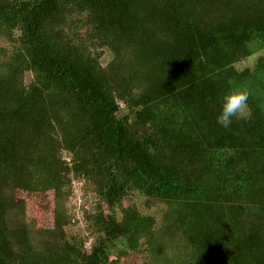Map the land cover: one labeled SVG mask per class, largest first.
I'll use <instances>...</instances> for the list:
<instances>
[{"label":"trees","instance_id":"obj_1","mask_svg":"<svg viewBox=\"0 0 264 264\" xmlns=\"http://www.w3.org/2000/svg\"><path fill=\"white\" fill-rule=\"evenodd\" d=\"M262 49L264 0H0V264H264ZM74 180L111 212L88 250ZM10 191H52L53 228L6 224Z\"/></svg>","mask_w":264,"mask_h":264},{"label":"rangeland","instance_id":"obj_2","mask_svg":"<svg viewBox=\"0 0 264 264\" xmlns=\"http://www.w3.org/2000/svg\"><path fill=\"white\" fill-rule=\"evenodd\" d=\"M264 55V49L254 54L251 60H245L238 64V68L252 67L255 59ZM109 55L105 54L102 60L103 65L109 60ZM246 114V110L240 115ZM74 195L68 205L71 220L69 225L65 228L66 234L69 238L76 237L83 241L84 248L89 249L90 245L96 240H100L97 233L92 232V222L86 220V215H95L103 213V215L110 214V210L105 204L96 206L97 196L87 194L83 191V184L78 181H73ZM143 199L138 195H132L131 200L124 201L112 209L118 216H121L123 208L129 204H134L137 209L145 214L154 216L157 221L160 220L161 212L165 209L162 205H157L151 208L143 206ZM6 216L5 223L11 227H22L30 230L39 228L51 229L53 228V208L54 198L52 191H47L39 194H27L24 192L10 191L5 196ZM126 252L124 244L119 243L117 249L112 250L111 259H115V253ZM143 259L140 254L127 252L122 256V264H142Z\"/></svg>","mask_w":264,"mask_h":264},{"label":"clouds","instance_id":"obj_3","mask_svg":"<svg viewBox=\"0 0 264 264\" xmlns=\"http://www.w3.org/2000/svg\"><path fill=\"white\" fill-rule=\"evenodd\" d=\"M248 101L246 91H232L225 94L220 101L221 107L217 116V124L227 129L233 118L239 117L245 110Z\"/></svg>","mask_w":264,"mask_h":264}]
</instances>
